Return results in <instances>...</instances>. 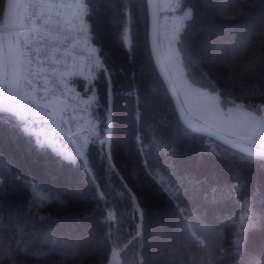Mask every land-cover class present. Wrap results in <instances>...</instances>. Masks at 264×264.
Here are the masks:
<instances>
[{"label":"trees","instance_id":"16d2710c","mask_svg":"<svg viewBox=\"0 0 264 264\" xmlns=\"http://www.w3.org/2000/svg\"><path fill=\"white\" fill-rule=\"evenodd\" d=\"M4 3L0 5V30ZM185 6L194 8V18H187L181 29L186 30L185 41L193 53L203 50L208 58H223L229 46L247 36L264 15V0H242L234 5L242 10L238 16L231 10L222 13L224 5L217 0H188ZM122 7L127 11L123 20L119 15ZM92 8L93 19L85 17L90 40L104 53L101 59L108 68L114 92L113 132L122 145L118 160L113 161L117 164V172L109 174L99 166L95 155L97 146L91 142L85 150L86 157L66 159L47 144L40 147L16 115L0 112V161H3L0 166V180H3L0 184V202L3 203L0 240L5 246L11 243L13 248L19 242L20 249L3 264H99L103 256L113 259V244H118L122 250L116 255L119 264H138L141 257L145 258L146 264H200L198 259L193 260L202 255L193 242L184 243L180 248L169 246V237L178 217L168 195L154 194L155 186L137 166L141 146L146 154H150L151 162L163 164L171 158L180 174L206 181L199 191L201 197H208L207 201L182 196L180 203L189 210L201 204L200 211L207 213L204 222L214 232L231 238V228L225 225V220L231 219L232 214L240 215L242 200L251 202L249 218L252 226L245 232V243L238 253L225 258L222 264H251L253 258L264 256V168L257 162L241 163L232 155L234 149L192 130L181 119L177 121L179 115L173 99L150 51L147 0H95ZM127 26L129 46L123 41ZM256 31L260 33L261 29L256 28ZM251 57L255 58V66L249 69L250 80L251 84H257L264 81V39L261 38L252 41L250 50L241 52L239 65L224 63L218 68L204 67V71L216 80L219 74L241 71ZM194 58L198 60V56ZM108 80L109 75L95 70L90 86L101 104H105L103 97L108 91ZM72 81L84 92L81 77ZM133 89L138 94L129 95ZM236 95L231 94L228 98L247 107L264 104V97L259 95L244 98L241 94L239 99ZM144 96L152 105L148 110L139 104V99ZM138 110L144 111L142 122L134 119ZM93 115L98 121L99 135L104 123V109L94 107ZM137 135L143 137L142 145L136 141ZM209 144L215 148L214 152L208 150ZM85 159L93 168L95 184L86 179L81 167ZM237 173L244 186L242 197L228 192ZM120 176L134 191L137 188L143 190V205L148 209L143 219L139 216L135 221L131 219L132 212L126 206ZM95 185L100 186L99 192L104 193L109 209L116 212L115 222L111 225L112 243L105 239L109 225L101 224V201ZM212 188L217 191L213 193ZM34 191L38 195H33ZM137 225L146 248L132 239ZM202 238L213 249L221 243L228 247L219 236L209 234Z\"/></svg>","mask_w":264,"mask_h":264},{"label":"snow or ice","instance_id":"6c2138e0","mask_svg":"<svg viewBox=\"0 0 264 264\" xmlns=\"http://www.w3.org/2000/svg\"><path fill=\"white\" fill-rule=\"evenodd\" d=\"M242 0H217V3L223 4L224 7L221 9L222 13H227L232 11L235 15L242 14V10L237 9L234 5L241 3ZM4 3V0H0V5ZM95 3V0H80V3L77 4L78 8L83 10V16H78L77 19L84 24V27L81 29L82 32L86 33L88 30L87 20L93 19L94 9L92 5ZM188 3V0H175L172 4L173 11H182L183 16L181 19L194 18V8L188 7L185 10V4ZM8 6H14L12 0H8ZM247 14V13H243ZM120 18H123L127 15L126 7L120 9ZM119 27V25H118ZM256 28H260V33H257ZM94 31V28H93ZM186 31V30H185ZM185 31L181 30L180 26H177L174 35L171 38L170 44L173 47L174 58L176 61L177 67L184 72V75L192 81L193 84L199 85L201 88L207 89V95L211 98L215 106L220 104H233L235 105V99H229V95L237 94L236 99L241 98L243 94L244 98L249 96L259 95L264 97V81L258 82L257 84H251L250 77L252 73L249 71L250 68L255 66V58H248L247 64L242 67L241 71H228L227 73L219 74L216 80H213L208 72L204 71V67L212 66L218 68L219 65L227 63L232 66L240 64V56L242 51L250 50L252 47V41L261 38L264 39V15L260 16L256 25L251 29L247 36L241 37L234 44L229 46V51L225 54L223 58L212 57L208 58L203 50L198 54L193 53L190 50V46L185 41ZM127 30L125 29V36ZM65 40L68 37L64 38ZM91 39V37H89ZM79 41H77L78 43ZM100 53L99 57H95L96 53ZM90 55L94 56V63L97 69L101 73L109 75V80L107 82L108 91L105 97H103L105 104H101L99 99L93 95L89 100L83 101L88 107H99L104 109V123L100 128L99 135L96 133L95 128L91 133V143L94 146H97L95 149V155L98 160V164L102 169H105L109 174L117 172V164L113 161L118 160V151L121 148V142L116 138L113 132V96L114 92L112 90L111 76L109 74L108 68L105 67V62L101 57L104 53L102 50L97 48H92ZM198 56V60L194 58ZM28 64L32 63V60L27 61ZM55 64L61 63L60 60H54ZM52 72L58 71L55 67L51 69ZM46 79V77H45ZM31 83V81H28ZM217 84L220 86L217 87ZM6 85H0V92L3 91V88ZM89 89L85 88L84 91L87 92ZM138 94L136 89H133L129 92V95ZM140 107L144 110L151 108V103L147 96H144L139 99ZM251 112L249 116L253 122L252 127L246 135L237 134V141H244L246 143H232L231 147L234 149L232 155L236 157L241 163L248 164L252 162H257L261 168H264V152H252L249 150L248 145L252 144H261L264 146V116L258 115L260 112L264 111V104L261 105H249ZM88 108H85L87 111ZM233 109H228L231 112ZM0 112L9 113L17 115L18 111L15 107L10 104L5 103L3 100H0ZM144 111L138 110L134 113V119L137 121H143ZM179 116H177V121L179 122ZM26 132L27 128L24 129ZM73 135H76L73 133ZM103 137V138H101ZM136 141L141 145L143 143V137L137 135L135 137ZM40 147L44 146L43 142H39ZM89 144V138H86L84 143L81 145V148L87 150ZM209 151H215V148L211 144L208 145ZM78 155L86 157V152L80 151L77 149ZM139 162L138 167L147 175L152 185L155 186L156 192L154 194H166L169 197L170 203H172L178 220L176 221L175 229L172 235L169 237V246L180 248L184 243L193 242L195 246L200 249L202 255L197 258L193 257V260H199L200 264H222V261L225 258H230L234 256L241 250L242 245L245 243V232L252 226V220L249 218L250 215V204L249 200H242L240 205L241 213L238 217L235 214H232L231 219L225 220V225L230 226L231 228V238L227 234H221L219 232H214L205 222L204 219L207 215L206 210L203 212L200 211L202 208L201 204H197L195 208L189 210V207L182 206L180 203L182 196H188L192 200L201 199L207 201L208 197L200 196V188L206 183L205 180L198 179L189 174H180L177 170L176 164L171 158L163 164H155L151 162L148 158L150 154L144 152L143 147L138 148ZM172 156L175 154L172 153ZM258 158V160L256 159ZM68 159H73L68 157ZM0 166H3V161H0ZM83 168L86 179L90 183L95 184L96 176L93 174V168L88 166V161L85 159V163L81 165ZM20 179L19 177H15ZM131 178V177H129ZM120 181L123 183V196L125 199L126 206L131 209L132 216L131 219L135 221L139 216L140 219H143V216L148 211L147 206L143 205V195L142 189L137 188L134 191L133 187L128 186V182H125L124 177L120 176ZM0 184H3V180H0ZM98 190V196L101 201L100 212L102 215L101 224L109 225L108 231L105 234V239L110 241L111 236V225L115 222L116 212L115 210H110L107 201L104 198V193L99 192V185H95ZM243 182L239 179V173H237L236 179L229 186V194H235L237 197H242L243 195ZM211 191L215 193L216 188H212ZM139 193V194H138ZM33 195H38L33 192ZM251 195V193H249ZM54 196V194H53ZM55 198V197H54ZM3 211V203L0 202V212ZM41 220L47 219L46 217H40ZM247 221V223H246ZM11 227V222L9 224ZM219 236L222 241L228 243V247L225 248L223 243L217 244L215 249L210 246L205 239L202 237L206 235ZM133 240H136L140 247H147L146 242L143 239L142 232L139 230V225H137V230L135 235L132 237ZM131 243V241H130ZM113 259H109L107 256H103L99 264H118V261L115 260L118 251H122L118 244H113ZM127 247V246H125ZM19 242L17 247L13 248L12 244L9 243L7 246L4 245L3 241L0 240V264H3L4 260L12 259L17 251H19ZM138 264H146L144 257L139 259ZM251 264H264V256L259 259L253 258Z\"/></svg>","mask_w":264,"mask_h":264},{"label":"built area","instance_id":"2783aa9c","mask_svg":"<svg viewBox=\"0 0 264 264\" xmlns=\"http://www.w3.org/2000/svg\"><path fill=\"white\" fill-rule=\"evenodd\" d=\"M77 3L78 0H21L23 26L17 29L26 36L21 79L28 89L30 107L33 106L37 113L36 116H26L23 112L20 119L29 118L34 126L42 123L47 131L53 132L74 152L82 149L84 140L81 134L87 132L91 137L92 132L87 128H77L85 109L66 93L64 80L73 83L72 80L79 77L78 73L90 72L94 68L95 57H99L98 53L95 57L90 55L96 46L80 32L78 22L69 16L71 7ZM50 6L56 10L50 11ZM29 59L31 64L27 63ZM57 59L61 63L55 64ZM53 67L58 71L52 72ZM66 72L73 75L66 78Z\"/></svg>","mask_w":264,"mask_h":264},{"label":"rangeland","instance_id":"374dc122","mask_svg":"<svg viewBox=\"0 0 264 264\" xmlns=\"http://www.w3.org/2000/svg\"><path fill=\"white\" fill-rule=\"evenodd\" d=\"M157 1L159 7L158 34H159V41H160L162 54L169 68V71L174 79V82L176 84V87L178 89L180 98L182 100L185 109L192 117L196 118L197 120L205 123L209 127L225 135L235 138H237V134L246 135L253 125V122L249 116V113L251 112V108L247 107L246 105L240 102H235V105L220 104L218 107L215 106L209 95H207L208 90L199 87V85L193 84L184 75V72L177 67L174 58L173 47L170 44V41L176 31L177 26H180L182 29L187 18H184L182 20L181 17L183 16V12L179 10L177 11L172 10V4L175 2V0H157ZM78 3H80V0H78ZM77 4L71 7L69 11V16L73 17L78 22V28L80 32L89 38L90 37L89 30H87L86 33L81 31V29L84 27V24H82L81 21L77 19V17L83 16L84 13L81 8L77 7ZM187 8L188 7L185 6V10ZM48 9L50 11L56 10L52 6L48 7ZM23 16H24V9L20 7L18 10V20H17L18 28L23 26ZM126 30H127L126 36H125V30L123 32V41L126 46H129L130 37H129L128 26L126 27ZM17 40L20 50V64H21L20 73H21L22 63L24 64V59H25V44H26V36L23 31L21 30L17 31ZM84 45L87 46L86 43H84ZM93 67H94L93 70H91L88 73H84V72L78 73V76L84 80V89L85 88L89 89L87 92L85 91L82 92L81 90L78 89L76 83H70L69 80L67 79L64 80V83L66 85L65 88L66 93L70 97L75 98L79 102V104H81L84 107V109L88 108V110L85 111V114L83 115V122H81L80 128H87L88 131L90 132H93V129L95 128L96 133H98V121L93 115L94 107H88L86 104L83 103V101L92 98L93 95L96 96L94 89L91 88L90 86L95 75V69H97L95 63L93 64ZM70 75L73 74L70 72L65 73L66 78L69 77ZM7 78H8V68H7V60H6V54L4 48V36L0 30V85H6ZM5 89L6 86L3 88V91L0 92V99L5 92ZM10 105L17 109L18 114L16 116L19 118L23 117V112H26V116L37 115V113L34 110V107L33 106L30 107V101L28 98V89L26 88L24 82H22L21 74L19 75L15 96L13 97ZM64 105L65 104H62V106ZM228 109H233V110L229 112ZM258 115L264 116V111L260 112ZM22 121H23L22 122L23 128L24 129L27 128L28 129L27 132L32 133L34 135L35 140L37 141L38 144L39 142H43L44 144H49L50 146H53L55 148L54 150L56 151L58 149L60 151L59 153H61V155L66 159H68V157H72L73 158L72 160L78 157L83 158V156L78 155L77 150L76 152H74L68 147V145L65 142H63L62 139L57 138L53 132L47 131L42 123H36V126H34V123L29 118H25ZM81 137L84 141L86 138H89V143L91 142L90 135L87 132L81 134ZM56 141L59 142V145L56 144ZM80 151L85 152V149L82 148L80 149ZM115 260L118 261V257H116Z\"/></svg>","mask_w":264,"mask_h":264},{"label":"water","instance_id":"95a60500","mask_svg":"<svg viewBox=\"0 0 264 264\" xmlns=\"http://www.w3.org/2000/svg\"><path fill=\"white\" fill-rule=\"evenodd\" d=\"M21 0H12L14 6H8V0H5L1 32L4 36V48L7 60L8 78L4 94L0 100L10 104L13 97L15 96L17 83L20 75V50L17 40V20L18 10L20 7ZM148 12H149V46L152 58L155 62L158 72L160 73L162 80L164 81L176 107L179 118L188 125L192 130L204 135L211 137L220 143L230 147L235 141L236 143H246L244 141H237V138L225 135L205 123L192 117L185 109L182 100L180 98L178 89L174 82V79L169 71L166 61L163 57L159 34H158V23H159V7L157 0H147ZM248 148L252 152H264V146L261 144L248 145ZM233 149V148H232Z\"/></svg>","mask_w":264,"mask_h":264},{"label":"crops","instance_id":"0c3cea01","mask_svg":"<svg viewBox=\"0 0 264 264\" xmlns=\"http://www.w3.org/2000/svg\"><path fill=\"white\" fill-rule=\"evenodd\" d=\"M2 97V96H1ZM82 119H80L79 120V122H78V124H77V128L78 129H83V128H80V125H81V122H83V116L81 117ZM56 144H58L59 145V142L58 141H56ZM47 145H49V144H47ZM61 145V144H60ZM50 146V145H49ZM50 147H52L53 149H55L53 146H50ZM57 152H60L58 149L56 150Z\"/></svg>","mask_w":264,"mask_h":264},{"label":"bare ground","instance_id":"6f19581e","mask_svg":"<svg viewBox=\"0 0 264 264\" xmlns=\"http://www.w3.org/2000/svg\"><path fill=\"white\" fill-rule=\"evenodd\" d=\"M18 31V30H17Z\"/></svg>","mask_w":264,"mask_h":264}]
</instances>
